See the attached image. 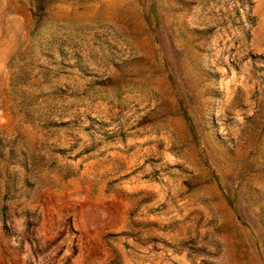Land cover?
Segmentation results:
<instances>
[{"label": "rangeland", "instance_id": "obj_1", "mask_svg": "<svg viewBox=\"0 0 264 264\" xmlns=\"http://www.w3.org/2000/svg\"><path fill=\"white\" fill-rule=\"evenodd\" d=\"M0 264H264V0H0Z\"/></svg>", "mask_w": 264, "mask_h": 264}]
</instances>
